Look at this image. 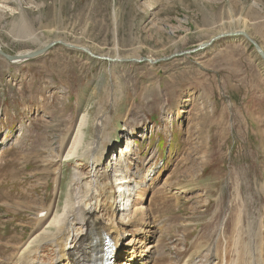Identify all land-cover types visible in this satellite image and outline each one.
Segmentation results:
<instances>
[{"label": "rangeland", "instance_id": "374dc122", "mask_svg": "<svg viewBox=\"0 0 264 264\" xmlns=\"http://www.w3.org/2000/svg\"><path fill=\"white\" fill-rule=\"evenodd\" d=\"M237 31L264 52V0H0V49L10 56L61 41L153 60ZM82 114L87 140L97 122L115 127L109 159L132 146L121 167L107 168L115 199L136 191L123 256L132 241L133 264H156L142 240L149 235L161 244L157 264H181L199 243L231 242L241 214L237 247L253 246L264 264V63L239 37L152 65L60 45L18 64L0 56V264H15L63 199L74 165L64 154ZM231 248L234 262L240 253Z\"/></svg>", "mask_w": 264, "mask_h": 264}, {"label": "bare ground", "instance_id": "6f19581e", "mask_svg": "<svg viewBox=\"0 0 264 264\" xmlns=\"http://www.w3.org/2000/svg\"><path fill=\"white\" fill-rule=\"evenodd\" d=\"M223 34L225 33L218 34L217 36L212 37L209 41ZM208 42L200 43L198 46ZM48 45L49 44L45 45L44 48H46ZM44 48L32 52L26 51L11 55L13 61H10L9 63H21L23 62L22 59H25L31 56V54L34 52L41 51ZM0 52L4 53L1 49ZM104 114L105 113L102 115L99 114L98 117L100 118L98 119L100 120L103 118L102 116ZM88 125L89 119L87 115L82 114L77 121L74 133L64 154V160L67 162L73 160L74 165L72 176L67 182L66 189L62 197L63 199L61 198V201L59 199V203L56 207V210L53 212V215L51 214L52 211L47 209L45 210L46 212H44V215L39 218L40 220H43L49 214L52 215L51 218H48L49 221L48 224L46 223L47 226L45 228L42 227V229H44L42 231L40 229V231H38L34 237L31 236L32 238L21 247L19 253L16 252L17 259L15 264L101 263L102 258L100 257L98 259L97 255L103 253L105 241L111 243V246L114 249V251H112L113 264H122L121 260L123 259H128V262L127 260H124L128 264H133V262L137 260L135 257V247L133 246V243H131L132 241H130L129 244V253L127 256H123L122 252L125 244V236L127 235H121L124 225L133 224L136 221L137 211L133 209L134 200H132V196H136V191H133L130 188L132 190V192H130L127 191L129 189L127 188L125 195L126 197L122 195L120 200L115 199V193L118 194L119 190L113 189L111 186V178L109 177V174H107V168H112V164H114V166H120L121 163L126 162L127 157L132 155V146L127 143L124 148L123 146L122 148H119L120 151L118 158L117 156H114V154L113 157L109 159V153L116 149L115 145H113L114 143L111 140V137L116 130L115 127L111 125L110 131L107 132L101 122H97L95 123L96 130H94L91 138L87 140L86 129L88 128ZM128 141H130V139ZM0 144H2V141ZM133 146H135V143H133ZM30 175L32 174H29V176ZM117 180H119L117 184L127 185L130 183V180ZM58 188L59 187H57V189ZM7 189L10 190L9 188ZM61 196L62 195L60 194V197ZM117 197L119 198V196ZM39 200L40 199H38V201ZM127 202H129V207ZM41 208L43 207L41 206ZM42 211H44V209ZM125 211L132 212V216L125 221L118 219L117 215L119 212L124 214ZM240 217L241 214L238 218L239 221H235L236 224L233 226V230L231 229L232 232L229 231L232 233L231 242H225L222 244V249L219 247L217 241H213L208 245H201L199 243L198 246L195 243L194 245L197 246L195 254L186 257V259L181 264H255V260L257 259L254 257V251L252 250L253 246L250 248V246L247 245L245 250H243L244 246L242 247V245L241 249L237 247L238 238L240 237ZM223 229L224 228L222 227L217 228L216 233L219 232L221 235L224 234L225 232ZM142 240L148 242L146 253L153 251L152 256L155 260V263L157 264V261L160 262L163 257L160 251L161 244L159 243V239L157 241L151 240V236L148 235L147 237H143ZM217 247L221 249L220 251L222 254H216ZM228 248L235 249L238 254L240 253L234 262H231L232 260L230 261V258L227 259L225 251H227ZM257 248L258 253L260 254L261 250L259 247ZM136 249L139 251V247H136ZM152 256L149 257L151 258ZM146 257L147 255H145V258ZM143 262H140V264H143ZM144 263H146V261ZM137 264H139V262H137Z\"/></svg>", "mask_w": 264, "mask_h": 264}, {"label": "water", "instance_id": "95a60500", "mask_svg": "<svg viewBox=\"0 0 264 264\" xmlns=\"http://www.w3.org/2000/svg\"><path fill=\"white\" fill-rule=\"evenodd\" d=\"M235 37L243 38L244 40H246L254 48V50L257 52V54L259 55V57L261 58V60L264 63V52H263V50L260 48V46L253 39L250 38L249 35H247L245 32H242V31H237V32H234V33H225L223 35H220V36L212 39L208 43H205V44H203L201 46H198V47H196V48H194L192 50L185 51V52H182V53H179V54L175 53V54H172V55H170L168 57H165V58H159V59H153V60H150V59H147V58H140V59H111V58H108V57H102V56L94 55L88 49L81 48V47H78V46L68 45V44L60 42V41L53 42L52 44L50 43L46 48L42 49L41 51L34 52L33 54H31V56H29V57H27L25 59H22V60H23V62L27 61V60H30L32 58H35L37 56H40V55L46 53L47 51H49L51 48H53L55 46L60 45V46H63L65 48H68V49H73V50L82 52L83 54L89 56L90 58L98 60V61H105V62H108V63H130V62L141 63V62H146V63H149V64L152 65V64H157V63H165V62L170 61V60H172L174 58H177V57H181V56H184V55H190V54H194V53L199 52V51H203L207 47H209L215 40L222 39V38H235ZM0 56L3 59H5L6 61H8V62L13 61V58L11 56H9L7 54H4L2 52H0Z\"/></svg>", "mask_w": 264, "mask_h": 264}]
</instances>
